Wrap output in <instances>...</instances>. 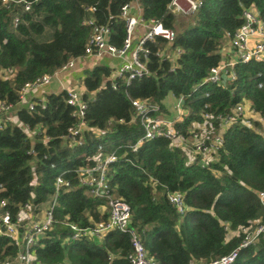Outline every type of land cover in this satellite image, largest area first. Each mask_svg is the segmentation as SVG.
Segmentation results:
<instances>
[{
  "label": "trees",
  "instance_id": "trees-1",
  "mask_svg": "<svg viewBox=\"0 0 264 264\" xmlns=\"http://www.w3.org/2000/svg\"><path fill=\"white\" fill-rule=\"evenodd\" d=\"M23 1L31 3L29 10L0 2V104L6 106L17 103L26 84L85 54L93 28L87 21L106 26L109 44L121 48L126 38L121 8L135 0ZM136 1L147 24L153 21L174 35L172 42L155 36L144 45L147 58L141 54L140 60L148 75L127 83L123 75H113L111 67L83 68L77 77L86 105V127L81 131L75 108L67 104L66 89L46 94L44 108L15 109L16 123L1 118L0 201L5 206L0 212H8L14 221L26 203L47 205L57 177L69 183L59 189L52 228L31 248L33 264H130V231L157 264H207L230 254L241 242V236L225 242L223 224L236 230L264 217L258 199L264 192L263 124L231 126L222 149L205 166L198 164L199 158L189 160L165 138L144 141L135 151L128 148L144 134L135 119L134 100L165 111L161 102L169 93L183 97L186 112L175 128L184 136L201 114L226 116L241 102L264 119L263 62L237 63L234 82H204L221 62L220 48L227 36L242 27L245 9L254 8L264 23V0H201L179 30L167 9L170 0ZM176 49L180 54L169 59ZM159 51H165V57L158 58ZM99 147L101 153H115L118 160L108 168L104 192L94 196L79 184L76 171L94 165L92 157ZM174 192L183 195L182 214L167 199V193ZM111 198L128 205L127 230H110L99 238L74 237L67 224H105ZM17 253L12 241L0 236V261L13 260ZM232 264H264V236Z\"/></svg>",
  "mask_w": 264,
  "mask_h": 264
},
{
  "label": "built area",
  "instance_id": "built-area-1",
  "mask_svg": "<svg viewBox=\"0 0 264 264\" xmlns=\"http://www.w3.org/2000/svg\"><path fill=\"white\" fill-rule=\"evenodd\" d=\"M0 2L6 6L23 5L24 10H29L31 6V3L23 0H0ZM200 6L201 0H170L167 9L175 17L179 15L190 16ZM133 8L140 11L138 17L131 13ZM141 15V8L136 0L121 8V17L126 23V38L121 48L109 44V29L106 26H96L92 24V21H87V24L92 25L93 28L92 36L85 48V54L68 61L53 74L44 75L32 84H26L20 91L15 105L0 104V123L3 116L11 119V115L17 108L23 107L29 112L33 111L35 106L44 108L45 95L38 92L53 81L61 83L63 79L69 78L71 73L76 70L77 65L86 60L97 61L104 57L118 59L120 67L112 74L115 76L123 75L127 83L148 75L149 71L145 62L140 60L141 54H144L145 59L147 58V49L144 48V45L147 41H153L155 36H162L167 41L172 42L174 35L171 31L164 30L161 25L153 24V21L147 24ZM242 18L244 20L242 27L234 35L227 36L226 43L220 48L222 60L218 66L210 70L205 83L217 84L222 80L234 82L237 63H264V23L258 18L252 7L244 10ZM138 27H142L143 31L136 37ZM135 37L136 40L134 41ZM133 42H135L134 47ZM179 54L180 50L176 49L168 58L173 59ZM156 56L158 58L165 57V51L157 52ZM60 86L64 89L63 84ZM184 102L183 97L177 98L178 115L173 121H169L163 116L165 111L159 105L139 100L132 101V107L136 111L135 119L139 118L144 134L134 145L128 148L135 151L144 141L165 138L171 142L172 146L184 150L190 156L189 160L194 161L199 158L198 164L205 166L208 162L214 161L222 149L224 133L231 126L240 122L244 126L251 127L252 121L264 125V119L249 104L241 102L233 107L231 113L226 116L210 113L201 114V120L192 122L188 129V135L184 136L175 128V124L184 118L186 112ZM67 104L75 108L74 114L80 121L78 130L81 131L86 127L82 120L86 105L82 101L81 93L68 90ZM74 141L77 145L81 144L79 140ZM100 151L101 148L99 147L98 152L92 157L94 165L84 166L76 171L79 184L90 188V192L94 196H100L104 192L108 181V168L118 160L115 153L108 154ZM62 186L69 187V183L59 176L55 179L54 195L47 205L35 207L31 203H26L20 207L14 221L11 220L8 212H0V236L8 237L18 248V253L13 260L0 261V264H33L31 248L41 235L52 228L54 222L53 209L56 206L57 195ZM167 199L178 213L182 214L186 210L181 193H167ZM258 199L264 208V192L258 193ZM4 206V201H0V209H3ZM108 208V219L105 224L94 228H79L70 223L67 226L74 237L79 238L83 236L99 238L104 233L114 229L120 232L126 231L130 224L128 205L122 200L111 198L108 201ZM223 227L226 233L225 242L239 236H241V242L230 254L207 264H232L243 249L255 245L264 236V217L256 223L239 227L236 230H232L228 224H223ZM130 242L132 245V252L128 256L130 264H157L148 257L141 240L132 231H130Z\"/></svg>",
  "mask_w": 264,
  "mask_h": 264
},
{
  "label": "rangeland",
  "instance_id": "rangeland-1",
  "mask_svg": "<svg viewBox=\"0 0 264 264\" xmlns=\"http://www.w3.org/2000/svg\"><path fill=\"white\" fill-rule=\"evenodd\" d=\"M190 16H176V20L177 23L175 25V29L179 30L186 22H188ZM181 26V27H180ZM171 55V53H170ZM104 65V66H108L111 67L112 69H114L113 73L116 72L118 70V67L120 65V61L116 58H110V57H104L100 60L97 61H86L84 63H81L80 65L77 66V69L75 71H73L71 73V76L67 79H63L61 83L57 82V81H53L52 83H50L48 86L44 87L43 89H41L40 92L38 93H45L49 92V91H53L52 93H57V90H60V87L58 85L63 84V86L65 87L64 89L68 90H74V91H78L80 92L82 90L81 85L78 83L77 81V77L80 74V71L83 68H91L93 65ZM46 95V93H45ZM161 104L163 105L164 109H165V113H163V116L169 120V121H173L178 113H177V109H176V104H177V98L174 97L172 94H168L161 102ZM16 114H12L11 115V121L13 123H16ZM259 123V122H258ZM261 125V127H263V125L261 123H259ZM226 238V236H225Z\"/></svg>",
  "mask_w": 264,
  "mask_h": 264
},
{
  "label": "crops",
  "instance_id": "crops-1",
  "mask_svg": "<svg viewBox=\"0 0 264 264\" xmlns=\"http://www.w3.org/2000/svg\"><path fill=\"white\" fill-rule=\"evenodd\" d=\"M131 13H132L135 17H138V16L140 15V11H139L138 9H134V8H133V10L131 11ZM142 31H143L142 27H141V28L138 27L137 30H136V37H138V35H139L140 33H142ZM90 61H92V60H90ZM119 67H120V65H119ZM58 86L60 87V90H57V93L60 92L61 90H63V89L61 88L60 85H58ZM63 87H64V86H63ZM64 88H65V87H64ZM52 92H53V91L46 92V90H45V93H46V94H50V93H52ZM45 93H42V94L45 95ZM13 114H15V113L13 112ZM199 264H201V263H199Z\"/></svg>",
  "mask_w": 264,
  "mask_h": 264
}]
</instances>
